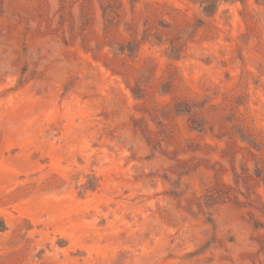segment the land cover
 <instances>
[{
  "label": "rangeland",
  "instance_id": "obj_1",
  "mask_svg": "<svg viewBox=\"0 0 264 264\" xmlns=\"http://www.w3.org/2000/svg\"><path fill=\"white\" fill-rule=\"evenodd\" d=\"M263 212L264 0H0V264H264Z\"/></svg>",
  "mask_w": 264,
  "mask_h": 264
},
{
  "label": "trees",
  "instance_id": "obj_2",
  "mask_svg": "<svg viewBox=\"0 0 264 264\" xmlns=\"http://www.w3.org/2000/svg\"><path fill=\"white\" fill-rule=\"evenodd\" d=\"M210 3L212 4V5H206V6H204V8H203V13L204 14H206V15H210L211 13H213V9H214V2L213 1H210ZM197 23L198 24H201L202 22L201 21H197ZM127 47V46H126ZM127 49H128V47H127ZM130 51V50H129ZM172 52L173 53H175V54H177L178 53V48H172ZM178 55V54H177ZM176 55V56H177ZM169 82H171V79H170V81ZM169 82H167L166 83V85H167V87L169 88L170 87V85H169ZM132 94L136 97V98H138V99H141V98H143V95H139L135 90H132ZM193 107H192V105L190 106V104L188 103V102H184V103H181V104H179V103H177V104H175L174 105V107H173V112H175L176 114H185V115H191V109H192ZM191 123L193 124L194 122L193 121H191ZM195 125V124H194ZM197 125V124H196ZM194 127H196V126H194ZM197 127H199L198 125H197ZM256 167H254V170H253V176L256 178V179H260L261 178V176L259 175V174H257V172H256V169H255ZM263 215H264V212H263Z\"/></svg>",
  "mask_w": 264,
  "mask_h": 264
}]
</instances>
